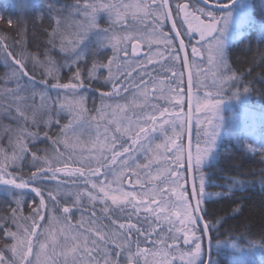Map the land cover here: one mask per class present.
Wrapping results in <instances>:
<instances>
[{"label": "snow or ice", "instance_id": "obj_1", "mask_svg": "<svg viewBox=\"0 0 264 264\" xmlns=\"http://www.w3.org/2000/svg\"><path fill=\"white\" fill-rule=\"evenodd\" d=\"M18 4L27 19L0 17L14 32L0 31V185L16 204L0 214V232L13 241L0 246V264H140L147 252L140 244L150 240L163 264H220L222 250L241 264L243 247L219 239L227 214L206 201L227 198L240 213L235 192L264 188V167L249 169L253 179L225 176L243 165L220 144L225 101L243 104L252 91L245 80L252 69L235 71L227 51L229 29L243 37L255 23L247 0H46L42 12L32 0ZM205 52L215 68L210 85L198 70L186 78L173 70ZM90 91L100 107L95 99L87 106ZM203 109L212 115L206 128L191 121ZM64 115L70 118L61 123ZM41 140L50 147H36ZM245 150L264 165V145ZM213 187L221 191H207ZM24 190L39 197L27 217L18 215Z\"/></svg>", "mask_w": 264, "mask_h": 264}, {"label": "trees", "instance_id": "obj_2", "mask_svg": "<svg viewBox=\"0 0 264 264\" xmlns=\"http://www.w3.org/2000/svg\"><path fill=\"white\" fill-rule=\"evenodd\" d=\"M18 2L19 0H0V17H3L4 20L12 19L14 23L20 19H27V14L22 11V7L18 4ZM72 2L73 0H60V3ZM81 2H83V0H81ZM32 3L35 5L33 11L42 12L44 10V4L46 3V0H32ZM254 19L255 25H253L251 33L245 35L240 41L231 43L227 51L229 54V63L232 65L235 71L245 72L249 68L252 69L251 75H245V80L251 81L249 87L252 89L251 93L248 95L249 99L246 104L249 110L257 111L264 116V96L261 95V92L264 91V80L260 78V75H264V63L261 62L262 56H264V30H262L261 27L264 25V16L261 14H256ZM12 28V25H5L0 22V31L10 37L14 36V32L11 31ZM165 30L168 32L170 29L169 27H166ZM92 39L94 40L95 37ZM5 43L11 44L12 41L8 40L5 41ZM41 47H43V45H41ZM9 50L11 51V48ZM28 51L32 53L37 52V48L33 46L31 41L28 46ZM103 51L107 53L108 50L104 49ZM165 55H167V53H165ZM155 59L159 58L157 57ZM190 63L192 66V61H190ZM173 70H183L185 72V67L183 69L176 67ZM5 71L6 69L3 64L2 54H0V78H3ZM37 78L39 79V76H37ZM0 87H3V85H0ZM88 95L89 99L92 96H95V106H97L99 103L101 104L99 95L96 92L90 91ZM110 102L124 103L123 100ZM89 105L88 107L91 108L92 104H90V102ZM69 118L70 117L67 115H64L61 118V123H66ZM4 122L8 123L6 119ZM52 131H55V129ZM2 143L4 147H7L6 138ZM220 144L222 149H224L225 154L235 158L236 163L243 165L241 168L227 171L224 174L225 176H234L237 179H253V177L247 175L249 169H256L258 171L260 167H264V165L259 163L260 157L257 154L246 152V144L237 142L234 138H229L228 136L224 137ZM36 147L44 148L50 147V145L47 141L41 140L37 142ZM73 166L75 167L77 165ZM28 171L29 169L25 167L24 172L27 173ZM6 187L8 186L0 185V214H4L10 208L16 207V204L12 202L8 192L5 191ZM207 191L214 192L221 191V189L213 187L208 188ZM235 196L237 198H243L244 207L240 213H235L233 211L235 208L239 207V204H229L227 198L213 196L206 201V206H211L216 209L219 215L224 216L227 214L228 222L224 224V231L219 239L224 240L227 238L235 240L243 247L244 250H257V255L255 256L264 258V247H260V245H264V237H262L261 234V230L264 228V188H261L259 183H256L254 186L248 187L246 192L236 191ZM45 199L47 201V197H45ZM30 202L32 203L30 204ZM38 203L39 197L35 192L31 190H24V202L21 205L20 213H18V215L22 214L25 217L29 216L33 207H35V205ZM48 207H52L50 201H48ZM57 213L60 214L59 212ZM79 217L80 213L75 212L72 223L75 224ZM20 222L23 223V221ZM6 229H11L12 231L17 230L11 223L6 226ZM230 229L231 231H229ZM151 239H156L155 235ZM12 242V240L4 237L3 233L0 232V246L4 244H10ZM169 243H171V241ZM249 244L252 246L249 247ZM152 246L154 245L151 243V240L148 243L140 244L141 249L150 248ZM5 255L8 256L9 253L6 252ZM172 256H175L174 252L172 253ZM219 261L220 264H232L231 256L227 251L223 250L219 257ZM133 264H135V261Z\"/></svg>", "mask_w": 264, "mask_h": 264}, {"label": "rangeland", "instance_id": "obj_3", "mask_svg": "<svg viewBox=\"0 0 264 264\" xmlns=\"http://www.w3.org/2000/svg\"><path fill=\"white\" fill-rule=\"evenodd\" d=\"M107 2V0H105ZM125 3L134 2V0H124ZM251 5V14L253 17L257 14L255 9V4H253L252 0L247 1ZM260 7H263L261 11L264 14V0H257V4ZM261 7V8H262ZM191 10V9H189ZM256 11V12H255ZM198 15V14H197ZM203 19V17H201ZM150 19V18H149ZM195 23V21H193ZM147 24V20L145 21ZM255 25V23L253 24ZM166 29V28H165ZM166 31V30H165ZM246 31V28L243 29ZM167 32V31H166ZM198 38V35H197ZM242 37H238L235 35V26L233 25L232 28L229 29V34L227 37V49L229 45L233 42L240 40ZM134 43V41H133ZM199 47V45H198ZM107 55L111 56V49H107ZM156 49H154L155 51ZM140 51L142 53H147L148 48L141 42ZM203 51V49H202ZM207 52L204 53V56L200 58V60L192 61V70H198L202 75L199 76V80L204 83L210 85L213 80V72L215 71L214 65L207 62ZM157 58V57H155ZM154 58V59H155ZM140 59H143V55L140 56ZM106 74V73H105ZM205 92L215 93L216 89L213 87L204 88ZM95 99V96H92L89 99L90 104L91 101ZM201 99H203V94H201ZM209 99H212L210 96ZM249 97L247 96L246 100L243 104L234 100H226L223 106L222 115L224 117V125L225 129L222 131L221 136L222 139L220 143L223 141L224 137L228 136L232 138L233 134L240 138V143H244L246 145L251 144L253 147L259 149L262 145H264V116L261 113L253 110H249L247 107V101ZM105 103H116L105 101ZM89 105V104H88ZM87 105V106H88ZM90 106V105H89ZM96 107H100V103L97 104ZM194 123L195 125L200 126L201 128L208 127L206 121L207 119L212 118L211 112L209 109H203L200 112H194ZM91 115L95 116L96 113L93 112ZM87 132L85 133V139L87 137ZM162 140L157 141V143H161ZM179 143V141H177ZM163 167V166H161ZM131 190V189H129ZM159 199V198H158ZM32 202H30L31 204ZM57 215H60L56 213ZM147 250L146 255L141 258V264H163L162 258L158 256H154L153 252L155 250V246L150 248H143ZM257 251V250H256ZM255 250H243L242 253L239 255V259L241 264H264V258L256 257L257 255ZM176 255V253H175Z\"/></svg>", "mask_w": 264, "mask_h": 264}, {"label": "flooded vegetation", "instance_id": "obj_4", "mask_svg": "<svg viewBox=\"0 0 264 264\" xmlns=\"http://www.w3.org/2000/svg\"><path fill=\"white\" fill-rule=\"evenodd\" d=\"M170 1V3H172L173 2V0H169ZM192 1L193 0H177V2H181V3H189V4H191L192 3ZM247 1H249V0H247ZM210 2L211 3H213V4H215V2H216V0H210ZM252 2H253V4H255V9H256V11H257V14H261V15H263L264 16V14H262V12L261 11H258V10H263V7L261 8L260 7V5L258 6V5H256L257 4V0H252ZM221 3H228V0H221ZM201 6H203V5H201ZM255 11V12H256ZM169 27V29H170V26H168ZM252 27H253V25L252 26H250V27H247L246 28V31H245V35H248V34H250L251 33V29H252ZM244 37V36H243ZM242 37V38H243ZM241 38V39H242ZM240 39V40H241ZM240 40H238V41H240ZM142 53V52H141Z\"/></svg>", "mask_w": 264, "mask_h": 264}, {"label": "water", "instance_id": "obj_5", "mask_svg": "<svg viewBox=\"0 0 264 264\" xmlns=\"http://www.w3.org/2000/svg\"><path fill=\"white\" fill-rule=\"evenodd\" d=\"M169 3H170V1H169ZM213 4V3H212ZM169 26H170V24H169ZM191 69V65H189V66H185V72H186V76H187V73H188V71ZM193 95L195 96V92H194V89H193ZM191 121L193 122V124H194V112L191 114ZM193 131H194V129H193Z\"/></svg>", "mask_w": 264, "mask_h": 264}]
</instances>
